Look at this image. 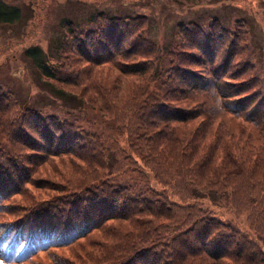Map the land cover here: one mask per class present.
I'll use <instances>...</instances> for the list:
<instances>
[{"label": "trees", "instance_id": "1", "mask_svg": "<svg viewBox=\"0 0 264 264\" xmlns=\"http://www.w3.org/2000/svg\"><path fill=\"white\" fill-rule=\"evenodd\" d=\"M18 17L17 7L0 0V22ZM208 26L203 35L200 25L184 24L192 44L163 53L145 36V16L98 13L89 28L69 30L79 50L62 41L52 61L38 46L24 49L44 85L76 109L70 115L85 112L90 133L48 154L54 167L47 158L33 171L36 160L20 153L31 141L42 146L29 127L40 117L0 97V181L12 188L53 179L70 194L50 204L60 213L37 202L9 220L0 264L52 245L70 257L55 252L43 264L76 263L79 253L88 264H264V92L252 89L258 77L245 76L254 62L216 53L228 34L233 52H246L241 33ZM74 122L61 124L57 143L70 140ZM41 131L52 141L46 125Z\"/></svg>", "mask_w": 264, "mask_h": 264}, {"label": "rangeland", "instance_id": "2", "mask_svg": "<svg viewBox=\"0 0 264 264\" xmlns=\"http://www.w3.org/2000/svg\"><path fill=\"white\" fill-rule=\"evenodd\" d=\"M2 1L5 4L17 7L19 17L13 22H0V97L8 98L10 96L16 98L21 107L36 109L32 116L40 117L38 122L34 124L30 122L29 127L31 128L30 134L34 138H38L36 140H39V137L44 140L40 141L42 146L39 147L36 142L31 141L28 143L30 147L27 145L23 149L24 151L20 153L23 160L30 156H32V161L36 160V164L29 168L33 171L39 162L47 158V161L52 163L54 167L55 163L53 161L56 158L47 155L70 150L77 143L84 141L82 139L87 136V132L90 133V130H88L90 124H84V118L86 117L82 115L85 112L70 115L76 109L66 106L62 100L51 92L48 85H44V78L39 75L33 63L23 54L24 49L28 46H38L49 55L52 61L58 59V48L62 41L79 50L77 43L72 42L70 31L74 28L77 30L89 28L93 16L101 11L112 18L145 16L147 19L145 36L153 40L163 53L182 41L187 45L192 44L188 40L190 38L183 34L182 29V26L184 24L189 25L190 21H196L200 24L203 35L204 32L210 30L208 25L211 24L224 26L232 33L237 31L241 33L239 44H246L248 50L243 53H234L231 44L232 37L231 34H228L224 35L225 38L223 37L221 41H216V53H221L219 54L221 58L232 54V60L244 58L254 62L255 68L248 71L245 76L258 77V80L254 81L255 86L252 89L254 90L256 87V90L261 93L264 92V71H262L264 67V0H198L199 5H194L197 3L193 0ZM203 38L206 39L205 36ZM214 39L216 40V37ZM208 45L211 46L212 44ZM208 45L205 44V46ZM79 60L81 62V59ZM29 116L27 115L25 118ZM74 118L77 122L73 123L71 130L68 129L70 140L57 143L59 139L56 140V138L62 133L61 124L64 123L70 126L68 124L72 123ZM42 125L48 127L52 141H50V138L49 140L44 138L41 131ZM28 148L31 150L37 148L38 151H36L37 153L26 154ZM5 158H11V160L5 161ZM3 159V162L10 167L14 165L15 160L12 157L5 154ZM66 159L69 160V158ZM27 166H30V163H27ZM34 175L39 176V173L36 172L30 176ZM51 180L53 179L49 180L50 185L42 184L41 186H39V183L37 185L23 182L16 183L12 186L13 189L8 184L9 181L6 177L5 182L0 181V205L4 203L0 207V234L9 220L24 216L33 209V205L37 202L41 204L39 207L48 214L60 213L59 209L53 208L50 204L54 202V198H57L61 203L63 200L67 202L70 194H64L61 188L52 185L51 182L53 181ZM1 182L5 184L2 185ZM19 189H21V192L13 195V190ZM51 221L57 220L52 219ZM55 227L56 222L52 230ZM46 230H48V227H46ZM57 235L59 236L60 233ZM2 241L3 239L0 240V243ZM54 247L53 245L45 248L40 247L41 249L28 252L19 263L10 264L48 263V256L53 255L55 252H61L59 255L70 257L68 248L60 246L59 249H54ZM74 258L76 260L73 261L76 263L72 262L70 264H80L83 261L88 264L80 253Z\"/></svg>", "mask_w": 264, "mask_h": 264}, {"label": "flooded vegetation", "instance_id": "3", "mask_svg": "<svg viewBox=\"0 0 264 264\" xmlns=\"http://www.w3.org/2000/svg\"><path fill=\"white\" fill-rule=\"evenodd\" d=\"M193 2H196V3H197V2H199V1H198V0H193Z\"/></svg>", "mask_w": 264, "mask_h": 264}]
</instances>
